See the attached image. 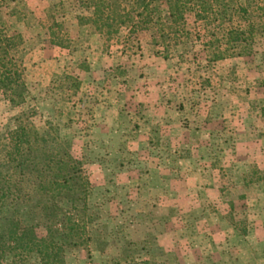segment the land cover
Instances as JSON below:
<instances>
[{
	"label": "rangeland",
	"instance_id": "rangeland-1",
	"mask_svg": "<svg viewBox=\"0 0 264 264\" xmlns=\"http://www.w3.org/2000/svg\"><path fill=\"white\" fill-rule=\"evenodd\" d=\"M56 5L63 8L55 22L64 24L67 49L50 43L48 15ZM78 6L77 0H0V26L23 40L28 89L20 107L0 97V131L21 111L34 110L38 124L52 125L82 161L91 184L87 200L97 230L88 248L67 252L66 264H111L119 256L148 264H264V187L245 177L264 170V40L256 54L209 63L202 26L189 14L187 44L156 54L150 26L139 35V49H126L79 27L76 16L85 11ZM100 104L110 122L131 127L133 141L141 127L152 147L190 155L157 162L164 177L155 202L133 201L138 195L125 189L128 165L146 169L138 158L126 160L121 137L97 144L104 136L94 129L104 115ZM163 106L175 112L176 148L160 122L159 130L150 123Z\"/></svg>",
	"mask_w": 264,
	"mask_h": 264
},
{
	"label": "trees",
	"instance_id": "trees-1",
	"mask_svg": "<svg viewBox=\"0 0 264 264\" xmlns=\"http://www.w3.org/2000/svg\"><path fill=\"white\" fill-rule=\"evenodd\" d=\"M77 3L85 11L76 16L79 27L106 43L116 39L126 49H139V35L150 26L156 29L157 36L149 43L156 54L168 53L183 40L187 44L189 14L202 26V47L209 63L256 54V44L264 40V0ZM57 7L48 15L50 43L67 49L65 33L61 34L64 24L55 22L64 16L63 8ZM24 69L21 36L0 26V97L12 108L28 98ZM36 117L34 110L21 111L0 131V264H66L67 252L88 248L92 231L97 230L87 200L91 184L82 161L71 154L52 125H39ZM245 177L264 187V170L253 168ZM110 260L111 264H148L132 257Z\"/></svg>",
	"mask_w": 264,
	"mask_h": 264
},
{
	"label": "crops",
	"instance_id": "crops-1",
	"mask_svg": "<svg viewBox=\"0 0 264 264\" xmlns=\"http://www.w3.org/2000/svg\"><path fill=\"white\" fill-rule=\"evenodd\" d=\"M99 107L101 108V111L104 110V115H102L103 112H100V114L96 118L94 129L100 130L101 132H103L104 136H101L102 138L99 137V141L97 144L104 145V146L113 145L111 136L117 133L115 135L121 137L120 141L122 142V145H123L122 147H125L123 148L122 152H124V155L127 156L126 160H129V163L130 161L132 163V160H130V158H134V159L138 158L140 162L142 161L141 165L144 166V169H146L144 172L138 173L136 170H131L130 169L131 167L128 165L126 168V172H125V179H126V184H127V188L125 189H127L128 194H132V196L136 194L138 195V197L133 198L134 199L133 201L141 202L142 200H145L144 204L147 202L148 203L155 202L154 201L155 195H158V192L163 191L162 189L158 188L157 184L160 185V181L163 180V177H164V172H161L159 170V168L162 167V165H158L157 162H169L170 160H173L175 158H178V160L181 158L180 159L181 161H185V159L186 160L189 159L190 155L187 157H184V156L180 157V155L176 153V150L174 151L172 150V153H171L170 148H168L169 153L166 154L159 147L160 144L152 147L149 143L145 142V136L143 135L145 130L142 129L141 127H140L141 134H138L139 135L138 140L133 141V136L129 135L130 133L128 134L129 130H131V127L128 124H123L122 123L123 121H119L116 123L110 122L108 120L109 119L108 116H105V112L108 111L107 105L105 106L103 104H100ZM156 111H158L157 117L156 118L153 117L152 120L150 121V123L152 122L151 124L152 128L159 130V127L161 125L164 126V128L168 130L167 134L170 136L168 140L169 142L168 144L170 145V143H172V146L176 148L175 144L178 143L177 141L178 138L176 139V137H172L173 134H171L172 132L170 129L171 128L170 119L171 118L172 120L175 119V116H174L175 112H172L170 109L164 106L160 108L158 107ZM101 116H103V118H101ZM216 121H217V124L221 122L219 121V118H217ZM166 122L167 124L165 125ZM156 123H159L158 124L159 127H156L157 126L155 125ZM125 127H127L128 129H124ZM164 132H166V130H164ZM135 146L140 147V149L143 148V150H139V152L137 153L133 152L134 148H136ZM166 157L168 158L166 159ZM191 161H193V159H191ZM127 163L128 162L126 161V164ZM185 171H187L189 174V170L184 169V172ZM138 181H141V182L138 183ZM136 185H139L140 187L137 188ZM141 194H145L146 199L141 197Z\"/></svg>",
	"mask_w": 264,
	"mask_h": 264
}]
</instances>
